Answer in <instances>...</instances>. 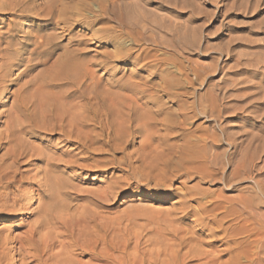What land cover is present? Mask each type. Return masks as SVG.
I'll return each instance as SVG.
<instances>
[{"label": "rangeland", "instance_id": "rangeland-1", "mask_svg": "<svg viewBox=\"0 0 264 264\" xmlns=\"http://www.w3.org/2000/svg\"><path fill=\"white\" fill-rule=\"evenodd\" d=\"M21 1L23 2V0H0V2H6L7 5L9 4L10 7L16 6L15 4H17L18 8V10L15 8L16 11L15 9L9 11L12 8H7L3 10L4 12H0V48L4 47L1 48L0 53L5 51L4 54H2L3 57L0 56V61H2L0 62V65L6 60V58L8 60L10 55L14 59L13 61V59L10 58L13 62L9 59V62H5L4 68H1L0 70L1 74L5 75L4 79L5 83H7L5 84L6 86L3 87L4 89L2 88L0 90V109L2 108V111L0 112H3V108H5L4 111H6L8 107L11 106L12 99H15V96H17L16 89L21 83L23 88L27 89L25 91L26 95L31 91L39 94L41 91H38L37 89L42 85L41 80H45L44 77H46V81L50 84L48 83L43 92H46L47 90L46 93L49 94V99L53 100H50L52 105L54 103L59 104L58 106H52L50 103L49 108L53 110L55 109L54 107L57 106V109L60 104L67 102L68 100V105L72 102L75 106V110L72 108L71 111L82 113L84 103L87 99L92 100H90V102L93 103L95 112L99 115L96 116L97 119L94 118L95 120H90V122L87 120V126L89 128L86 127V129L94 130L95 135L102 136L100 139L102 141L105 139L103 142L90 141L89 145H87L88 147L83 150H76L74 149L75 146L61 140L62 138L59 132H54L52 134V132L42 130L37 132L34 137H25L27 139L30 138L29 140L33 141H30L31 145H44H41L43 148L40 146L39 148H42L43 150L46 149L45 151L48 150L47 152L51 150L64 152L72 151L73 154H76L77 158L79 157V162H77V165L79 164V166L67 170L63 175L73 187L71 190L76 189L74 190V193L79 192V197L75 200L74 205L77 206L76 204L78 203V205H80L78 207L82 206V210L91 213L94 212L92 214H94L96 223L109 230L105 237V241L108 242L104 243L105 241L103 240L100 246L105 247L106 245L108 246L109 242L111 243L110 245L113 249H110L113 250V253H111L115 260L113 264H128V262L131 264L130 260L132 258L135 259V257H137L136 260L144 259L146 263H148L147 257H149V260L150 258L155 259L156 256L160 260H169L171 257L173 258L175 255L177 257L179 254L180 256H178V259L179 257L181 259L185 255L187 256V254H190L191 250L189 249L192 247L190 244L196 245V241H202V239L203 244L201 245V248L211 249L212 247H216L218 244L208 245L204 243V240H210L209 229L196 220V218L199 217L195 214L199 206V201L204 203L207 201V204L212 206L211 202L217 198L230 200L236 199L240 197V195L248 197L251 190L253 188L255 189V186L253 185H257L256 189L259 191V188H264V0H185L187 1L186 6L184 0H176L178 3L174 2L175 0H166V2H164L165 0H162L165 5L164 7H160L161 0H149L147 3L143 1V5L142 1L139 0L142 6L141 8L139 7L140 9L136 8V11H141V13L147 15L146 18L149 21L152 19L151 22H153L152 26L144 22V25L148 26L147 29L150 31H148L149 36H152L153 39L151 37L150 40H146L147 42L144 41L146 43L141 41L142 43L140 42V47L138 44H133L127 35L122 36L124 41L122 39L120 44H113L114 40L106 42L99 37V31L105 29V27L109 28L110 26L120 29L115 19L100 20V18L103 17L101 12H99L101 11L100 2L102 3L103 0H87L88 4L86 7L83 6L84 8L81 7L82 4L80 5L78 3V6L77 2L75 3L74 0H72V2L71 0H29L26 5H33L34 7L32 6L33 8L29 13L30 16L26 18H24L19 11V9L23 7V4H25L23 3L21 5ZM32 1L35 3L30 4ZM115 1L118 3L120 0ZM121 1V4L118 3L117 6H123V4H126V0ZM131 1L134 0L126 1L128 6L131 5ZM58 2L59 4H57ZM137 2L138 0L132 4H136ZM44 3L47 5H52V3L60 6L63 5L68 8L67 10L72 8V11L81 13V16H79L78 21H74L70 26L69 24L64 25V23L54 24L50 18H44L43 9L47 7ZM170 3H172V5ZM40 5L44 8L41 9V12L38 14H41L43 17L38 14V16H36V13L34 14V12H39V9L42 8ZM126 6L127 5L123 7L125 8ZM75 7L77 9H75ZM123 7L120 6V9L125 12L126 8L123 9ZM120 9L118 8V10ZM6 10L7 12H5ZM90 11L93 12L90 13ZM148 11H150L149 15ZM72 18L75 19V17ZM154 25H156V27ZM172 28H174V30ZM178 29L180 31H178ZM175 31H178V33H174ZM52 33L53 35L57 33L59 35H54L55 38L52 37V41L49 44L44 46L37 44V40L40 39L39 36L45 37V34L53 36ZM179 33L182 34L180 35ZM96 34L98 36H96ZM146 34H148L147 31ZM155 39L157 41L161 40L163 43L159 46V44L155 42ZM152 41L153 43H150ZM176 44H182L183 46H178ZM144 45L147 47V51L146 49L143 51ZM117 46H124L126 51L129 48V50L133 52L129 58L117 60L115 59L116 57H111L105 65H96L95 69L97 75H95V78L98 76L96 79H98L97 81L99 85L98 88L96 87L97 89H93L94 91L90 88L86 89L85 95L87 96H80L78 93H69L70 91L75 90L76 87L65 82L60 81V83L57 80V83L54 79L52 81L53 83L50 82L52 80V78L48 77L50 75V70L52 72L53 67L57 69L55 60L57 61L64 51L74 50L73 47H75V49L82 48L83 52L85 50L84 59L92 61L96 59L95 61L99 62L100 59L106 57L103 53L113 51ZM43 51H46V53L42 54ZM148 52L155 54V57L157 58H163V60L167 59L163 63H159V60L157 61L151 58V62L149 60L150 57H146ZM5 54L9 56L4 57L6 56ZM149 61L151 63L154 62V65ZM189 61L192 62L190 63ZM8 65H11V67H7ZM150 65H152V67ZM191 65L193 66L192 68ZM5 67H7V70ZM39 67H41L40 70ZM154 67H157L155 72L151 70L154 69ZM4 70L6 73L2 72ZM36 71L41 72V74L39 73V75ZM45 71L48 73L46 74ZM7 73L8 75H11L8 76ZM43 73L46 74L43 75L44 77H42ZM52 73L55 74L54 71ZM52 73L51 77L52 75L54 76ZM38 75L39 78L37 77ZM163 75H167L171 79H176L177 77L176 81H178V79V82L181 81L179 83L180 85L171 91L173 92L172 95L165 90H162V87H160V84L163 85V83L160 82V78L163 77ZM27 77L29 80H33L25 83L28 80ZM35 79L37 81H34ZM47 79L51 80L49 81ZM89 81L90 80H88V82ZM37 82L41 84L39 85ZM142 85L145 87L144 90L146 87L147 90L139 95L135 91L138 89L136 86L141 87ZM31 86L33 87L31 88ZM27 87H29V90ZM21 88L22 86L19 87V90H21L22 94ZM68 88L74 89L70 90ZM102 88L105 91L108 88L109 93H106L105 95ZM60 89L63 90V93L60 92ZM19 90L17 91V94ZM25 92L23 91L22 95H25ZM94 94L96 95L94 96ZM109 94H111V96ZM113 94L114 96L117 94L116 98ZM155 97L159 100H155ZM117 98H119L118 100L120 101H118ZM131 99V103H135V107L134 104L131 107V103L129 102ZM123 100H126L127 102H125L129 106L126 105ZM135 100L138 102L136 103ZM81 102H83V104ZM106 102L108 104H106ZM116 103L118 104L116 105ZM139 103L141 106L136 108ZM145 103H148V106L144 108ZM110 105L112 110L113 108L117 110L118 107L121 109L125 108V112L123 110L121 113H117L118 115L121 114L120 116L124 115L122 112L127 113L126 111L129 112L130 108H132V115L129 116H132L131 118L133 120L128 116L130 118L128 119L132 122H130L125 115L124 118L127 121L122 119L123 117L119 119V116L116 113L115 116H113L114 114L112 113ZM104 107L106 108L103 109ZM140 107L144 109H141ZM147 107L148 109L150 108V110H146ZM78 108H80V110ZM98 108H100L101 111L104 110L106 112H101ZM141 110H144L145 112L148 111L146 112L145 118H143L144 116L142 117V114L145 115V112ZM98 111L100 112L98 113ZM133 113L136 115H133ZM4 114L5 113L0 115V127L5 125L4 122L7 119V116L5 117ZM84 114L92 116L90 113ZM185 114L190 116L194 115V118H185ZM149 115H152L153 117H149ZM137 117L142 118V122H140V119H137ZM98 119L100 122H98ZM149 119L155 120L150 121ZM107 120L110 121L108 122ZM147 121L151 125H149ZM113 122L116 123L114 124ZM146 124L149 126L147 127ZM3 128H5V126ZM114 130L117 134L113 133L115 132ZM107 134L112 136V149H110V146L107 143L109 137ZM151 134H153V136ZM113 135H115V137ZM202 135H210L211 138L209 137L210 139L208 138L207 140L209 141H207L202 139ZM194 136L200 138L199 145L206 144L208 147L211 146L213 154L219 155L221 153L220 157L217 158L209 151L210 157L208 159H214L212 162L211 160L209 161L210 164H213H208L210 167L199 166L201 160H197L195 163H192V161H186L183 164L177 162L173 158L175 155L172 151H175L176 148L179 149L180 147H183L187 139L195 138ZM252 137L255 140H253ZM206 142L217 144L213 146ZM213 148H215L214 150L215 152L217 151V153L214 152ZM3 151H5V148L1 149L0 153L2 154ZM242 152L248 153L249 158L246 159L247 162L250 157L254 155L253 159L256 164L255 169L258 168L251 174L255 176V180L252 178V175L250 176L249 174H243V177L235 176V174H237L236 171L240 168L238 166V161L242 158H239L243 155ZM58 153L59 152H57V154ZM165 157H167V159ZM29 161L27 162L29 164L25 167L28 169L30 166L29 168L31 169L29 173H31V175L36 173L35 169L37 171V168L41 167V165L42 167H45L44 163L38 159L32 158V160ZM158 162L160 164H158ZM177 167L178 169H176ZM237 167L238 169L236 170ZM256 180H258V184H256ZM127 189L143 190L145 193L163 191L168 194V197L163 199V196L142 195L139 197H131L123 195ZM105 192L111 193H109V195L105 194ZM104 196L107 197L103 198ZM225 197L226 199H224ZM260 198V203L256 210L258 209L259 214L261 213L260 217H262L264 214V195ZM225 205L227 208L223 209L224 211L221 210V214L231 208V204L225 202ZM221 214L219 215L221 216ZM206 215L208 214L204 215L205 218L210 219L209 217L211 215ZM204 216L202 215V217ZM9 217L12 218V216ZM24 217L19 216L18 218L1 221L0 229H3L4 232L6 231L5 233L8 231L10 233L11 230H13L11 232H16L17 234L22 232L28 227L26 223L31 222L35 216L31 217V213L29 212L26 213V216L24 215ZM234 217L235 215H233V218ZM233 218L232 215H230L226 225L230 224L231 227L239 226L240 222ZM208 219L205 221H208ZM230 219L232 221H230ZM261 220L264 222V217H262ZM197 222L199 224H197ZM190 228L192 231L194 230V233L189 232ZM178 229L180 230V233H178ZM186 232L189 233L190 236L192 234L193 238H196L191 239ZM183 236H187L186 238L188 239L186 240ZM180 237L182 239H180ZM197 238L199 239L197 240ZM184 239L185 242L188 241L187 243H189L190 240L191 241L189 244H185V242H183ZM176 241L183 246L180 248V244H177ZM167 250L171 253L169 254ZM171 250L174 251L172 252ZM149 251H151V253L152 251H155L156 253L154 252V255H149V253H146ZM134 253L136 256L133 255ZM129 255L132 258H129ZM138 255H141L140 257L142 259L139 258ZM159 256L161 257L159 258ZM88 258L89 255H86L82 260L87 261ZM121 259H125V261ZM197 259L198 258L196 257L187 259L185 264H199L202 261V259ZM106 260L98 261V264H108L110 260L108 262Z\"/></svg>", "mask_w": 264, "mask_h": 264}, {"label": "bare ground", "instance_id": "bare-ground-1", "mask_svg": "<svg viewBox=\"0 0 264 264\" xmlns=\"http://www.w3.org/2000/svg\"><path fill=\"white\" fill-rule=\"evenodd\" d=\"M28 1L29 0H23V2L21 1L22 2V3H20L21 5L23 3H25V4H23L22 8L19 7L20 8L19 11H20V13H22L21 15H23L24 18L30 16L29 13L31 12L32 8L34 7L33 5H32L33 7L31 5H26V3H28ZM74 1H75V3L77 2V4L78 3L80 5L82 4L81 7H83V6L86 7V5L88 4L87 0H74ZM126 1H128V0H126ZM126 1H125V3H126L125 5H127V6L125 7L126 8L125 12H124V10L122 11L120 9V6L121 7L125 6L124 4H123V6L122 5L117 6L118 3L121 4L120 3V2H122L121 0L118 1V3L115 0H103L102 3L99 1L100 4H101V11H99V12H101V14L103 16L102 18H100V20H106V19L107 20H112V19H115V21H117V23H118V26L120 27V29H118L117 27H110L109 26V28H107V27L104 26L105 29L102 30L100 28L101 31H99L100 32L99 37L102 40H105L106 42H108L110 40H114L113 44H116V43L120 44L122 42L121 40L123 39L122 36L123 35H127L128 38L131 39L133 44L134 43L138 44L139 47H140L141 43H142L141 41L144 42L146 40H150L151 37H152V36L151 37L149 36V32L150 31H149V29H147L148 26L144 25V22L147 23V24H150L151 26H152L153 22H151L152 19H150V21H149L146 18L147 15H145L144 13H141V11L140 12L136 11V8L140 9L141 6L144 4V2L147 3V2H149V0H140V1H142V5H141L139 0H138V2L136 4H132L136 0L131 1V5L132 6L130 5V3H129L130 6H128ZM155 1H157V0H155ZM168 1H171V0H168ZM172 1H174V0H172ZM178 1L176 2V0H175L174 2L178 3ZM181 1H183V0H181ZM71 2H72V0H71ZM164 2H166V0ZM186 2L187 1H185V6H186ZM31 3H35V2L32 1V2H30V4ZM160 3H161L160 7H164L165 6L163 4L162 0H161ZM172 3H170V4L172 5ZM188 3H191V2H188ZM57 4H59V2ZM79 4H78V6H79ZM183 4H182V6H183ZM15 5L16 6L10 7V5L9 4L7 5L6 2H0V12H4L3 10H5L7 8H12L10 10L8 9L9 11L14 10L15 8L18 10L17 4H15ZM46 5L47 4H45V6ZM40 6L42 7V5H40ZM117 7L120 10H118ZM43 8L44 7L40 8L39 12L38 11L34 12V14L36 13V16H38L39 15L38 13H40L41 9H43ZM45 8L43 9L44 10L43 11L44 18H46V17L48 19L50 18V20H52L54 24L64 23V25L65 24H69V26H70V24L74 23V21H78L79 20L78 19L79 16H81L80 15L81 13H78L76 11L75 12L72 11L71 10L72 8L70 10H67L68 8H66L63 5L60 6V5H56V4L52 3V5L49 4ZM88 8H90V7H88ZM125 8L123 7V9H125ZM16 9H15V11H16ZM75 9H77V8L75 7ZM84 11H86V10H84ZM5 12H7V10ZM92 12L93 11H90V13H92ZM194 12H196V11H194ZM16 13H18V12H16ZM20 13H18V14H20ZM149 14H150V11H148V15ZM39 16H42V15L40 14ZM72 17H75V19H73ZM154 26L156 27V25H154ZM7 27H8V25H7ZM155 27H152V28H155ZM145 29H147V30H145ZM172 29L174 30V28H172ZM146 31H147L148 34H146ZM178 31H180V30L178 29ZM178 31H175L174 33H178ZM2 32H3V30H2ZM181 32H182V30H181ZM30 33H32V32H30ZM53 33H52V35H53ZM57 34H54V35H57ZM45 35H44L45 37L39 36L40 39L37 40V42H38L37 44H39L40 46H44L46 44H49L52 41V37H54V35L53 36H50L49 34H45ZM180 35H178V36H180ZM96 36H98V35L96 34ZM28 38H30V37H28ZM152 39H153V37H152ZM54 41H55V39H54ZM123 41H124V39H123ZM146 42H144V43H146ZM155 42L157 44H159V46H160V44L163 43L161 40H159V41L156 40ZM150 43H153V41L150 42ZM8 44H10V43H8ZM176 45L179 46L180 44H176ZM176 45H173V46H176ZM0 46H1V43H0ZM124 46L123 47H118L117 46V47H115V49L113 51H108L106 53H103V54H105L106 57H104V59L103 58L100 59L99 62H96L95 61L96 59L94 61L88 60V59H84L85 50L83 52L82 48L78 47L79 49H75V47H73L74 50H71V51L66 50L60 55V57L57 59V61L55 60V62L57 64L56 65L57 69H55V67H53V69H52V72L54 71L55 74L52 73L51 70H50V73H49L50 75L48 77L52 78V80L51 79H47V80H49V81L51 80L50 82H52L53 79H54V81L56 80V82L58 80V82L62 81V82H65L67 84H70L72 86H75L76 87L75 90H73L75 87L73 89L68 88L70 90H73V91H70L69 93H75V94L78 93L80 96H84L85 93H86V89L90 88L92 91H94L93 89H95L96 87L98 88V85H99L98 81H97L98 79H96L98 76H96V78H95V75H97L96 74L97 71L95 69L96 65H98V64L99 65L100 64L101 65L102 64L105 65L107 63V61L109 60V58H111V57H116L115 59H117V60L126 59V58L130 57V55H131V53L133 51L131 52L129 50V48L126 51L124 49ZM1 48H4V47H1ZM1 48H0V50H1ZM146 48L147 47H145V45H144L143 46V51ZM11 49H12V47H11ZM40 49H43V48H40ZM83 49H85V48H83ZM146 51H147V49H146ZM4 52H1L0 56H2V54H4ZM44 53H46V51L42 52V54H44ZM8 56L6 55L4 57H8ZM148 56L150 57L149 60L151 58H153V60H157V61L159 60L158 61L159 63H163L167 59L166 58L165 60H163V58H159V57H158L159 58L158 59L157 57H155L156 56L155 54H153V53L151 54L150 52L147 53L146 57H148ZM10 58L13 59V57H11V55L8 58V60H7V58H6L5 61L2 59L4 62L0 65V70H1V68H4V66H5L4 63L5 62L6 63L9 62ZM27 59H29V58H27ZM10 61H11V59H10ZM13 61H14V59H13ZM13 61H11V62H13ZM0 62H2V61H0ZM55 62H54V64H55ZM189 62L191 63L192 61H189ZM153 63H151V64H153ZM150 66L152 67V65H150ZM7 67H11V65H8ZM7 67H5L6 70H7ZM192 67L193 66L191 65V68ZM156 68L157 67H154V69H151V70H153V72H155L157 70ZM40 69H41V67H39V70ZM47 70H48V68H47ZM10 71H11V68H10ZM2 72L6 73L5 70L2 71ZM36 72H38V71H36ZM42 72H44V71H42ZM39 73L41 74V72H38V74ZM47 73L48 72H46V74ZM51 73L54 74V76L52 75V77H51ZM46 74L43 73L42 77H44L43 75H46ZM7 75H8V73H7ZM10 75H8V76H10ZM29 75H31V74H29ZM32 75H34V74H32ZM39 75L37 76L38 78H39ZM186 77H188V76H186ZM4 78H5V75L1 74V71H0V90L3 87L6 86L5 84H7V83H5V79ZM40 78H41V76H40ZM44 78H45L44 81H42L43 79L41 80L42 85L40 87L38 86L39 88L37 89L38 91L39 90L41 91L39 94H37V92L33 93V91H31L33 89H36L37 88L36 87V88H33V89L30 90L32 93L28 92V95H26L25 91L27 89L23 88V85H21L22 84L21 83L20 86H22V88H21L22 89V94H23V91L25 92V95H22L21 94V90H19L20 86L17 85L19 87H17L16 90L17 91L19 90V92L17 94V91H16V95L17 96H15V99H12L13 101L11 103V106H9L8 109H7V106H6L7 110L4 111L5 108H3L4 109L3 112H0V115L5 113L4 114L5 117L7 116V119L4 122L5 125L3 124L5 126V128H3L4 126L0 127L1 129H3V130L0 129V150L5 148V151H3L2 154L0 153L1 154L0 155V222L4 221V220L12 219V218H18L19 216H23L24 217V215L26 216V213H29V212L31 213V217L35 216L32 221L30 220L31 222H27L26 223L28 225V227L25 230H23L22 232H19L18 234L16 232H15L16 234L14 232H11L13 230H11L10 233H9V231L7 233H5L6 231L4 232L3 229H0V264H16V263L17 264H98V261L106 260V259H107L106 260L107 262L110 260V262H108V264L109 263L113 264L115 260L113 258V254H112L113 250H111V249H113L112 246L110 245L111 243L109 242L108 246L104 245L105 247H101L100 246L102 241L106 240L105 237H106V234L109 232V230H107V228L102 227L98 223H96V219L94 218V214H92L94 212L91 213L89 211L82 210L83 209V208H81L82 206L78 207V206H80V205H78V203L76 204L77 206L74 205L75 204L74 203L75 200H77L78 197H79V192L78 193H74L75 192L74 190H76V189L71 190V188H73V187L70 185L68 180L63 175L67 170L74 169V168L79 166V164L77 165V162H79L78 161L79 157L77 158L76 154H73L72 151L64 152V151H58V150H51V151L47 152L48 150L45 151L46 149L45 150L42 149L43 148L42 146H44V145H42V144L39 145L42 148H39V146H37V145H31V142H33V141L29 140L30 138L27 139L25 137V136L34 137L37 132L42 131V130H45L47 132H52V134L54 132H59L60 135H61V138H62L61 140L62 141H65L66 143L72 144L73 146H75L74 149H76V150H79V149L83 150L84 148L88 147L87 145H89L90 141L91 142L92 141H95V142L102 141L100 139V137H102V136L95 135L94 130H91V129L87 130L89 128L87 126L88 125L87 120H89V122H90V120H95L94 118H96V116L99 115V114H96L97 112H95L93 103L90 102L91 99H87V101L84 103V107L82 109L83 111L81 110L82 113L80 112L81 114L78 111H77L78 113L75 112V111H71L72 108H73V110H75L74 109L75 106H74V104L72 102L69 103V105H68L67 104V102H69L68 100H67V102H64V103L60 104L59 108H57V109H56V107L59 104L54 103L53 105H57L56 107H54L56 109V111H55V109L53 110V109L49 108L50 107V103H51L50 100H52V99H49V94L46 93L47 90H46V92H43L45 87L49 83V82L46 81V77H44ZM30 80H33V79H30ZM30 80L28 78V80L26 82L25 81L24 82L27 83ZM88 80H90V81L88 82ZM176 80H177V77H176V79L175 78L171 79L167 75H163V77L160 78V82H162L163 85L160 84L161 86L160 85H158V86L162 87V90H165L166 92H168L169 94L172 95L173 92H171V91L174 90L175 88H177L178 85H180L179 83L181 82V81L178 82L179 79H178V81H176ZM6 81H8V80H6ZM34 81H37V80L35 79ZM24 82H23V84H24ZM38 84L40 85L41 83H38ZM104 85H105V83H104ZM137 85H139V84H137ZM24 86H25V84H24ZM139 86H136V87H138V89L136 88L137 90H135V91L137 92V94L141 95V93H144L145 90H147V87L144 90L145 87L143 85L141 87H139ZM32 87L33 86H31V88ZM27 88L29 90V87H27ZM60 88H62V87H60ZM23 89H25V90H23ZM108 90H109L108 88L106 89V91L104 90L105 95H106V93H109ZM62 91L63 90L60 89V92H62ZM94 93H96V92H94ZM104 93H103V95H104ZM113 93H114V91H113ZM154 93H156V92H154ZM114 94H113V96H114ZM121 94H122V92H121ZM9 95H11V94H9ZM95 95L96 94H94V96ZM109 95L111 96V94H109ZM116 95L114 96L115 98H116ZM85 96H87V95H85ZM113 96H112V98H113ZM122 98H121V100H122ZM156 98L157 97H155V100H159V99H156ZM118 99L119 98H117V100ZM153 99H154V97H153ZM137 100H135L136 103L138 102ZM118 101H120V100H118ZM125 101H124V103L127 102V101L126 102ZM131 101H132V99L129 102L131 103ZM133 101H134V99H133ZM107 102H106V104H108ZM81 103L83 104V102H81ZM163 103H165V102H163ZM76 104H79V103H76ZM109 104H111V103H109ZM117 104L118 103H116V105ZM133 104H134V107H135V103H133ZM133 104L131 103V107H132ZM139 104H138V106H136V108H139V106H141V104L140 105ZM51 105H52V103H51ZM126 105H128V104L126 103ZM33 106H35V107H33ZM78 106H81V105H78ZM146 106H148V103H145L144 108ZM110 107H111V105H110ZM80 108H82V107H80ZM80 108H78V109L80 110ZM105 108L106 107H104L103 109H105ZM140 108L144 109L142 107H140ZM1 109H0V111H2ZM98 109L100 110V108H98ZM111 110H112V107H111ZM123 110L125 112V108L121 109V108L118 107L117 110H115L113 108V110H112V113L114 114L113 116H115V113L116 114L119 113V112L121 113V111H123ZM146 110H150V108L148 109V107H147ZM180 110H182V109H180ZM185 110H186V108H185ZM100 111H98V113ZM103 111H101V112H103ZM131 111H132V108H130L129 112L128 111H126L127 113L122 112V114H124L125 117L127 116V119H128L130 117L129 115H132ZM141 111H144V110H141ZM182 111H184V110H182ZM104 112H106V111H104ZM146 112H148V111H146ZM146 112H145V115L142 114V117L144 116L143 118L146 117ZM84 113H90V114H92V116H89L88 114H84ZM139 114H137V115H139ZM108 115H110V114H108ZM117 115H116V117H117ZM120 115H118L119 119L121 117H123L122 119L126 120L124 118V115L123 116H120ZM133 115H136V114L133 113ZM102 116H103V114H102ZM139 116H141V115H139ZM150 116H152V115H149V117ZM185 116H184L185 118H189L190 119L194 115L190 116V115L185 114ZM116 117H115V119H116ZM106 118H107V116H106ZM2 119H5V118H2ZM137 119H140V122H142L141 121L142 118L137 117ZM110 120H112V119H110ZM154 120H150V121H154ZM185 120H187V119H185ZM126 121H123V122H126ZM91 122H93V121H91ZM98 122H100L99 119H98ZM130 122H132V121H130ZM138 122H139V120H138ZM96 123H97V121H96ZM113 123L115 124L116 122H113ZM123 124H125V123H123ZM148 124H149V122H148ZM163 124H164V122H163ZM149 125H151V124H149ZM149 125H147V127ZM86 127H88V128L86 129ZM125 127H127V126H125ZM109 128H111V127H109ZM115 129H116V127H115ZM113 133H116V131L113 132ZM113 133H111V134H113ZM153 134H151V135L153 136ZM251 134H253V133H251ZM115 135H113V136L115 137ZM210 135H207V136L206 135L205 136L202 135L203 136L202 139L207 140L209 137L211 138ZM196 137L195 138H190L189 137L190 139H187V141L185 139L186 142L184 143L183 147H180L179 149L176 148L175 151H172L174 153V155H175V156L173 155L174 156L173 158L177 162L183 163V164L186 161H188V162L192 161V163H195V161L201 160L200 161L201 164H199L197 162L199 164V166L201 165V166H204V167H208L209 165L212 164V163L211 164L209 163V161L211 159L210 160L208 159L210 157L209 151L212 153V151H211L212 148H211V146L208 147V145H206V144L199 145L200 138L198 136H196ZM252 138H251V140H252ZM160 139H161V137H160ZM253 140H255V139L253 138ZM112 141H113L112 140V136L110 135L108 137V141H107V143L110 146V149H112V146H113ZM207 141H209V140H207ZM107 143H105V144H107ZM206 143L209 144V145L212 144L213 146L215 144H217V143L214 144L213 142L211 144L208 143V142H206ZM246 145H248V144H246ZM34 146H36V147H34ZM115 149H116V147H115ZM214 149L215 148H213V150ZM57 152H59V153L57 154ZM214 152H215V150H214ZM253 152H252V154H253ZM256 152H258V151H256ZM215 153H217V151ZM236 153H238V152H236ZM242 154L243 155H241V156L239 155L240 156L239 158H241V157L242 158L239 159V161H238L239 165L238 164L237 165L240 168L239 169H238V167L236 168V170L238 169V171L235 170L236 173H237V174H235V176L237 175L239 177V176H242L243 174H249L251 176L252 175L251 173L258 168L257 167L255 169L256 164L254 163V159H253L254 155L252 156V154H251L252 157H250L249 161L247 162L246 159L249 158L248 153L242 152ZM165 155H168V154H165ZM213 155H215V154H213ZM216 155H215V157L218 158V157H220L221 153L219 155H217V156ZM32 158L33 159H38L41 162H43L45 167L44 166L42 167V165H41L42 169H41V167H38L39 170H38V168H37V171L35 169L36 173L31 175V173H29V171L31 169V168H29L30 166L28 167V169L25 166H27V164H29L27 162L29 160H32ZM165 158L167 159V157H165ZM212 161H214L213 158H212L211 162ZM29 162H31V161H29ZM33 162H34V160H33ZM158 164H160V163L158 162ZM85 165H87V164H85ZM31 167L33 168L32 165H31ZM36 167H37V165H36ZM176 169H178V167ZM33 171H32V173H33ZM214 171H216V170H214ZM217 172H218V170H217ZM233 173H235V172H233ZM252 178L255 180V176L252 175ZM253 183H254V181H253ZM256 184H258V180H256ZM253 186H255V189L253 188L251 190V193L248 195V197H244V195H242V196L240 195V197H238L236 199H230V200L229 199L227 200L226 197L224 198L226 200L217 198L216 200H214L212 202L208 201V202L212 203V206L207 204V201H206V203L199 201V206L197 208V211L195 212V214L197 216H199V217H197L196 220L200 224H202L204 227H207L209 229V238H210V240L209 241L208 240L207 241L204 240V243L208 244V245L218 244L216 247H212L211 249L210 248L209 249H203V248H201V245L203 244V239H202V241H196L195 240L197 242V243H195L197 245V247L194 244L193 245L190 244L193 247L192 248L190 246L192 249L191 248L190 249L187 248V249L191 250L190 254H187V256L185 255L181 259H180V257L178 259V256H180L179 254H178L177 257H176V255L173 258L171 257L172 258V259L170 258L171 260L170 259L169 260H160V259L157 258V256H156L155 259L152 258L153 259L152 260L150 258V260H149V257H147V255H146V257L148 259L147 260L148 263H146V261L140 257L141 255L140 256L138 255V257L141 258L142 260H136L137 257H135V259H133L131 256L135 255V253H134L133 255L130 254L131 255V256L129 255L130 257L128 256L129 258H132L130 260L131 264H133V263L134 264H185L187 262L186 261L187 259H190V258H193V257H196L199 260L202 259V261L199 264H264V222H262V220H261V218L264 217V214L262 215V217H260L261 213L259 214L258 209L256 210V208H258L259 203H260V199H261L260 197L262 195H264V188H259L260 189V191H259V190L256 189L257 185H253ZM74 188H76V187H74ZM109 193H111V192H107V193L105 192V194H109ZM80 194H81V192H80ZM99 196H100V194H99ZM106 197L104 196L103 198H106ZM167 197H168L167 193H166V195H163V199H166ZM88 202L90 203L89 200H88ZM95 202H97V201H95ZM225 202L231 204V208L228 206L230 209H228V211L226 210L225 213L221 214L222 211H224L223 209L227 208L226 205H225ZM208 205L211 206V207H209ZM85 208H86V206H85ZM205 214H208L206 216L211 215L212 217L210 216L209 217L210 219L207 218L208 221H205V220H207L205 218V216H204ZM219 214H221V216ZM202 215L204 217H202ZM230 215H232V218H233V215H235V217L233 219L238 221V222H240L239 226L231 227L230 224L226 225L228 220H229V216ZM9 216H12V218L9 217ZM230 221H232V220L230 219ZM198 222H197V224H199ZM109 224H110V222H109ZM198 227H199V225H198ZM190 230H191V228H190ZM190 230H189V232L194 233V230L193 231L192 230L190 231ZM162 231H164V230H162ZM178 233H180V230H179ZM187 235H189V233H187ZM177 236H178V234H177ZM184 236H185V234H184ZM186 237H184V238L187 240L188 238H186ZM189 237H191V239H192L193 238L192 234H191V236L189 235ZM195 238H193V239H195ZM180 239H182V238L180 237ZM185 239H184L183 242H185ZM198 239L199 238H197V240ZM178 241H180V240H178ZM190 241H189V243H190ZM107 242L105 241L104 243H107ZM187 242H185V244H189ZM193 243H194V241H193ZM177 244H180L179 245L180 248H181V246H183L179 242H177ZM171 246H172V244H171ZM194 247H196V248H194ZM155 251H158V250H155ZM167 251L169 252V250H167ZM154 252L152 251V253H151V251H149V252H146V253H149V255L150 254L154 255ZM170 253L171 252H169V254ZM86 255H89V258H88L87 261H83L82 258L84 256H86ZM161 256H159V258ZM143 257H144V255H143ZM121 258H124V257H121ZM125 259H121V260L125 261ZM118 260H119V258H118ZM126 260H128V259H126ZM120 261H117V262H120ZM120 263H123V262H120ZM128 264H129V262H128Z\"/></svg>", "mask_w": 264, "mask_h": 264}, {"label": "snow or ice", "instance_id": "snow-or-ice-1", "mask_svg": "<svg viewBox=\"0 0 264 264\" xmlns=\"http://www.w3.org/2000/svg\"><path fill=\"white\" fill-rule=\"evenodd\" d=\"M123 195H128V196H131V197H139V196H142V195L163 196V195H166V193H164L163 191H153V192L145 193L143 190L127 189V190H125Z\"/></svg>", "mask_w": 264, "mask_h": 264}]
</instances>
